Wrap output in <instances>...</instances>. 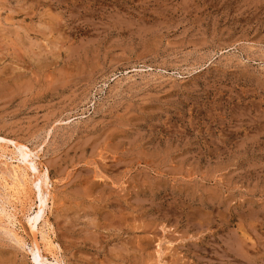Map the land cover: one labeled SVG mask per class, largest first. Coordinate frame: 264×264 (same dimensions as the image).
Listing matches in <instances>:
<instances>
[{
    "label": "rangeland",
    "instance_id": "obj_1",
    "mask_svg": "<svg viewBox=\"0 0 264 264\" xmlns=\"http://www.w3.org/2000/svg\"><path fill=\"white\" fill-rule=\"evenodd\" d=\"M0 138L48 172L41 264H264V0H0Z\"/></svg>",
    "mask_w": 264,
    "mask_h": 264
},
{
    "label": "bare ground",
    "instance_id": "obj_2",
    "mask_svg": "<svg viewBox=\"0 0 264 264\" xmlns=\"http://www.w3.org/2000/svg\"><path fill=\"white\" fill-rule=\"evenodd\" d=\"M0 164H3L4 166H6V169H7V166H10V171L8 174V176L6 177H9L10 176V183L6 184L5 186H7L8 189H10V191L12 192V198L15 199L17 201V199L21 201V197L18 198L16 195L18 193V196H19V193L20 195L22 194H25V190L28 186V182L30 183V179L32 180L31 183L33 185H35V187H37V198H38V207H37V210L35 211V214L31 217L28 218V221L29 222V229H30V232L33 236V244L31 245L32 246V249H31V256L33 257V262H35L34 264H41L42 262L46 261V258L44 259L43 258V255H42V250H41V245L40 243L38 242L37 240V235L39 234L40 235V242H42L41 244L42 247L44 246L45 247V251L46 250H53L54 249V245L52 243V241L50 240L51 238H49V234L48 235H45L42 233V231H39V227H38V223L39 221L42 219L43 221V215H44V212H45V207H46V203L48 202L49 198H50V189H49V184H50V180H49V176H48V172L47 170H44L43 172H41L38 167H37V162H35V159L33 158H36L35 157V154H33L31 152L30 149H28L26 146L24 145H21V144H18L16 142H13V141H8V140H5V139H1L0 138ZM9 145H11L13 147V151H14V154H16V156H10L11 154H8L6 153L5 150H7V148L9 147ZM9 150H11L9 148ZM9 152V151H8ZM35 153V151H34ZM7 157H9V159H7ZM8 160L10 165L8 164ZM11 161H16V162H11ZM15 163V164H13ZM40 165V164H39ZM9 168V167H8ZM7 171V172H8ZM7 174V173H6ZM5 174V175H6ZM1 175V174H0ZM4 175V174H2ZM1 175V176H2ZM0 180L1 182H5V179L0 177ZM9 182V181H8ZM30 185V184H29ZM51 185V184H50ZM31 187V186H30ZM5 188V187H4ZM29 188V187H28ZM1 189V188H0ZM34 189V188H33ZM4 190V189H3ZM7 190V189H6ZM29 190V189H28ZM32 191V190H31ZM27 192V191H26ZM8 194V192H7ZM10 194V193H9ZM6 195V194H5ZM27 195V194H25ZM7 196V195H6ZM9 196V195H8ZM23 196V195H22ZM6 198V197H5ZM24 198V196H23ZM27 198V197H25ZM7 200L6 201H9L8 198H6ZM36 199V198H35ZM12 200V199H11ZM10 200V201H11ZM27 200V199H26ZM15 201V202H16ZM14 202V201H13ZM12 203V202H11ZM28 203V201H27ZM19 204V202L17 203ZM16 204V205H17ZM24 204V203H23ZM9 205V204H8ZM15 205V207H16ZM22 205V202L21 204ZM31 206V205H30ZM21 207V206H20ZM19 207V208H20ZM33 207V206H32ZM31 207V208H32ZM5 208V207H4ZM4 208H1L2 209V213L4 214V217L6 216V218L9 220V223L12 224L14 220H12V218L15 219L13 213L12 215L10 213L7 212L6 209ZM12 210V207H10ZM23 208V207H22ZM15 209V208H14ZM27 210V208H26ZM25 210V211H26ZM14 211V210H13ZM11 211V212H13ZM16 211V210H15ZM24 211V210H22ZM1 213V215H2ZM27 213V212H26ZM15 214V213H14ZM23 214V213H22ZM30 215V213H28ZM3 216V215H2ZM1 217V216H0ZM24 217V216H23ZM26 219V218H25ZM4 220V219H3ZM24 220V219H23ZM27 220V219H26ZM1 222V220H0ZM6 222V221H5ZM18 222V221H17ZM41 223V222H40ZM44 225L45 223H41V225ZM8 224H6L7 226ZM47 225V224H46ZM13 226V224H12ZM11 226V227H12ZM17 226V225H16ZM40 226V225H39ZM15 227V225H14ZM45 227V226H44ZM41 228V227H40ZM7 229V228H6ZM9 229V228H8ZM13 229V228H11ZM15 229V228H14ZM48 229V228H47ZM49 230V229H48ZM47 230V231H48ZM51 230V229H50ZM6 231V230H5ZM8 231V230H7ZM9 231H12V230H9ZM15 231V230H14ZM20 232V231H19ZM16 233V232H15ZM8 234V232H7ZM13 236L16 238V235L14 234V232L12 233ZM11 235V234H10ZM12 237V236H11ZM20 238V237H19ZM14 239V238H13ZM17 239V238H16ZM21 239V238H20ZM19 240V239H18ZM24 241V240H23ZM16 242V241H15ZM19 242V241H18ZM24 243V242H23ZM21 246V245H20ZM23 246V245H22ZM56 248V246H55ZM43 251H44V248H43ZM44 251V253H45ZM48 252V251H47ZM46 252V253H47ZM43 253V254H44ZM49 253V252H48ZM54 252H50V255H51V258L53 259L52 261H54L53 263L54 264H59L58 263V260H57V257L55 254H53ZM57 254V253H56ZM46 256V255H44ZM49 256V255H48ZM49 260V259H48ZM62 264V263H61Z\"/></svg>",
    "mask_w": 264,
    "mask_h": 264
}]
</instances>
